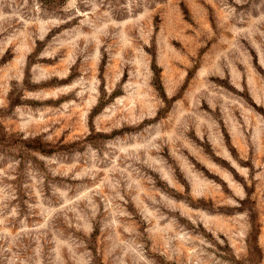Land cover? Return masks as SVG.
I'll list each match as a JSON object with an SVG mask.
<instances>
[{"label": "rangeland", "instance_id": "rangeland-1", "mask_svg": "<svg viewBox=\"0 0 264 264\" xmlns=\"http://www.w3.org/2000/svg\"><path fill=\"white\" fill-rule=\"evenodd\" d=\"M0 264H264V0H0Z\"/></svg>", "mask_w": 264, "mask_h": 264}]
</instances>
